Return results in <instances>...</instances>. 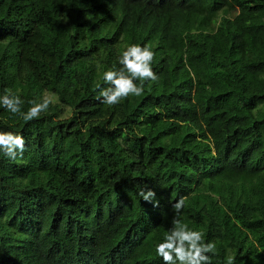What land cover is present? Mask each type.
Returning <instances> with one entry per match:
<instances>
[{
  "label": "trees",
  "instance_id": "1",
  "mask_svg": "<svg viewBox=\"0 0 264 264\" xmlns=\"http://www.w3.org/2000/svg\"><path fill=\"white\" fill-rule=\"evenodd\" d=\"M128 43L153 48L159 79L101 104ZM5 88L25 111L52 103L0 109L25 139L0 157V264H161L181 198L212 264H264V0H0Z\"/></svg>",
  "mask_w": 264,
  "mask_h": 264
},
{
  "label": "clouds",
  "instance_id": "2",
  "mask_svg": "<svg viewBox=\"0 0 264 264\" xmlns=\"http://www.w3.org/2000/svg\"><path fill=\"white\" fill-rule=\"evenodd\" d=\"M155 52L147 44L128 43L118 53L116 65L106 68L102 73L103 85L97 84L95 99L101 104L115 106L130 96H141L145 91L146 82H156L159 77L153 70ZM25 101L11 89L5 88L0 92V109L19 116L24 121L38 118L49 109L52 103L48 96H42L39 101H27L29 107L23 110ZM25 151L23 135L14 131L0 130V157L15 160ZM139 196L142 200L159 205L155 192L152 189L141 188ZM185 201L177 199L171 227L163 234L162 239L155 243V255L161 259V264H212L216 255V244L212 240H205L202 231L189 227L182 222V209ZM225 264H235V257H225Z\"/></svg>",
  "mask_w": 264,
  "mask_h": 264
}]
</instances>
